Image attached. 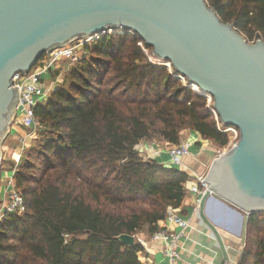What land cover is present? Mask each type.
Instances as JSON below:
<instances>
[{
	"label": "trees",
	"instance_id": "obj_1",
	"mask_svg": "<svg viewBox=\"0 0 264 264\" xmlns=\"http://www.w3.org/2000/svg\"><path fill=\"white\" fill-rule=\"evenodd\" d=\"M205 2L247 42H264V0ZM143 48L151 54L128 31L98 38L72 64L68 87L34 107L42 129L14 173L25 211L0 220V264H148L137 240L127 247L116 237L159 232L192 177L144 160L135 147L155 139L177 145L184 131L217 150L232 139L222 131L230 127L215 121L212 103L172 67L152 63ZM5 161L0 172L14 166ZM237 264H264V212L245 218Z\"/></svg>",
	"mask_w": 264,
	"mask_h": 264
},
{
	"label": "water",
	"instance_id": "obj_2",
	"mask_svg": "<svg viewBox=\"0 0 264 264\" xmlns=\"http://www.w3.org/2000/svg\"><path fill=\"white\" fill-rule=\"evenodd\" d=\"M118 29L136 34L155 63L196 86L219 123L238 131L206 172L201 208L215 201L237 211L228 232L239 235L248 215L264 212V42H247L205 0H0V162L18 103L13 77L29 73L43 54ZM204 221L214 232L221 226L208 214ZM116 239L135 244L132 235Z\"/></svg>",
	"mask_w": 264,
	"mask_h": 264
},
{
	"label": "crops",
	"instance_id": "obj_3",
	"mask_svg": "<svg viewBox=\"0 0 264 264\" xmlns=\"http://www.w3.org/2000/svg\"><path fill=\"white\" fill-rule=\"evenodd\" d=\"M27 134V130L17 125L10 127V139L2 148L5 162L9 158L13 160L15 156L14 144H18L21 140H25L27 145L31 142ZM180 142L190 144L192 155L182 159V165L179 169L191 177L205 173L218 150L210 142L201 139L199 134L192 131H184ZM169 146L172 145L161 140H156V142L141 141L136 146V150L144 160H155L166 165L168 161L166 152ZM195 198L194 195L187 192L181 206L177 208L178 215L188 221L187 229L180 231L176 226L167 225L163 222L160 225L162 229H167L169 232L179 235L175 244L178 258L174 264H237L244 247V226L239 235L228 232L236 228L237 211L231 214L215 201L207 203L204 210L201 207L195 209ZM207 214L211 220L221 224V226L216 227L215 232L204 221ZM181 233L182 235H180ZM138 235L141 236L140 238L144 242L145 259L148 264H169V259L162 253L164 248L162 242H152L150 236L144 233ZM219 242L224 247L226 257L223 256Z\"/></svg>",
	"mask_w": 264,
	"mask_h": 264
},
{
	"label": "built area",
	"instance_id": "obj_4",
	"mask_svg": "<svg viewBox=\"0 0 264 264\" xmlns=\"http://www.w3.org/2000/svg\"><path fill=\"white\" fill-rule=\"evenodd\" d=\"M122 33L123 31L120 29L107 30L106 32L93 35L89 38L77 39L62 48L54 49L47 53L41 63L29 73L15 75L12 79V86L17 87L18 103L11 126L17 125L21 128L27 129V135L32 140L33 136L39 133L42 129L40 121L34 115L33 109L37 104L44 103L50 96L51 92L57 88V82L50 80L54 77L52 72L56 70L55 65L57 62L60 60H69L71 64H74L81 58L85 57L86 48L88 47L87 42H94L98 38L107 34ZM150 61L155 63L154 60ZM55 77L59 78L60 74H57ZM47 80L50 81L46 86L44 82ZM206 99L209 106L211 100L207 97ZM210 110L214 115L215 121L220 126L221 124L219 123L214 110L212 108H210ZM222 131L232 133L233 137L225 148L217 151L215 158L228 151L237 141L238 131L235 128L230 127ZM26 146L27 144L25 140L19 141V146L15 149V156L13 157L14 166L0 172V220L7 212H17L18 214H21L25 211L23 195L16 187L14 173ZM166 153L168 161L167 164H164L178 169L182 165V159L192 155L190 144L187 142H180L177 145L170 146ZM4 159L5 156L1 149V160ZM206 172L200 175H193L192 180L185 186L187 192L196 197L194 202L195 209L201 207V204L208 193V185L204 181L206 178ZM163 223L174 225L180 229V231H184L189 225L188 221L180 217L177 213V209L172 206L167 207L166 217ZM180 235H182V233ZM178 238L179 235L171 233L167 229H161L159 232L150 236L152 242L160 241L164 244L162 253L169 259V264H174L178 258L177 252L175 251V244ZM135 240H137L139 245L144 249L145 246L143 240L138 236Z\"/></svg>",
	"mask_w": 264,
	"mask_h": 264
},
{
	"label": "rangeland",
	"instance_id": "obj_5",
	"mask_svg": "<svg viewBox=\"0 0 264 264\" xmlns=\"http://www.w3.org/2000/svg\"><path fill=\"white\" fill-rule=\"evenodd\" d=\"M93 43L94 42H87L88 48H92ZM144 52L148 56L149 60H152V61L154 60L152 58V55L149 53L148 50L144 49ZM71 66H72V64H71V62L69 60H60V61H58L57 64L55 65V68L57 70H59L58 74H60V77L57 78V77L54 76L50 80L51 81H56L57 82V84H56L57 87L67 88L68 85H69L68 74H69V70L71 69ZM166 66L168 67V69L171 72L172 71L171 67L168 64H166ZM50 80H47V81L44 82L46 84V86L48 85ZM57 80H59V81H57ZM181 81L183 82L184 85L187 86V84H186L187 82L185 80L181 79ZM211 103H212V101H211ZM25 130H27V129H25ZM8 139H10V137ZM158 141H159V139H158ZM145 142H150V141H145ZM151 142H156V139L151 141ZM18 145H19V143L18 144H14L13 146L16 149L18 147ZM2 148H3V146H2ZM10 161H13V160L9 158L8 161L5 162V165H8L10 163ZM202 212L204 213V211H202ZM137 236L141 237L140 235H136V237Z\"/></svg>",
	"mask_w": 264,
	"mask_h": 264
},
{
	"label": "bare ground",
	"instance_id": "obj_6",
	"mask_svg": "<svg viewBox=\"0 0 264 264\" xmlns=\"http://www.w3.org/2000/svg\"><path fill=\"white\" fill-rule=\"evenodd\" d=\"M188 84V83H187ZM189 85V84H188ZM187 85V86H188ZM191 87H192V89H195V90H198V88L196 87V86H194V85H191ZM206 96H208V95H206ZM209 97V96H208Z\"/></svg>",
	"mask_w": 264,
	"mask_h": 264
}]
</instances>
